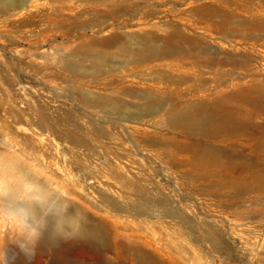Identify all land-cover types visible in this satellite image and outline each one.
<instances>
[{
	"label": "bare ground",
	"instance_id": "6f19581e",
	"mask_svg": "<svg viewBox=\"0 0 264 264\" xmlns=\"http://www.w3.org/2000/svg\"><path fill=\"white\" fill-rule=\"evenodd\" d=\"M149 2L0 0L3 24L17 17L20 24L51 25L67 35L66 25L86 23L96 34L80 35L72 49L71 45L66 47L71 53L60 59L64 74L60 75L68 83L69 97L82 110L100 116L101 121L89 120L91 128L84 129L79 122L83 116L72 111L53 117L43 107L41 114L43 125L63 143L94 159L105 158L93 170L79 168L83 174H77L76 179L70 180L68 175L64 178L70 186L68 192L80 199L77 205L90 223L89 237L84 239L53 242L45 233L37 247L53 249L59 258L81 263L89 258L107 261L108 253L113 252L132 264H158L164 261L162 248L142 236L135 240L124 235L119 231L124 224L119 220L109 223L107 218H122L126 213L188 223L172 191L156 182L155 174L140 172L144 168L138 173L132 171L136 161L117 151L112 134L104 126L107 122L137 134L140 143L155 150L156 159L167 163L181 178L203 183L213 194L233 199L238 193L264 191V128L248 123L250 118L264 117V0H225L223 7L198 5L191 0L189 4L195 8L190 13L200 19L182 25L153 21L158 12L146 9ZM67 11L76 13L70 17ZM12 16L15 19H10ZM120 19L122 32L109 27L110 20ZM14 115L19 122L24 113ZM130 123L156 130L152 132L147 126L141 131V127ZM238 134L246 135L256 153L254 159L216 146L229 139L238 141ZM35 141L32 145L45 154L46 146ZM54 153L50 151L52 157ZM45 175L51 179L52 174ZM89 180L94 185H89ZM85 186L95 190L98 201L89 198ZM228 203L235 205L233 201ZM93 209L106 210L104 219L93 218ZM207 240L215 247L221 244L214 230ZM5 244L6 235L0 238V250ZM147 248L154 249V253Z\"/></svg>",
	"mask_w": 264,
	"mask_h": 264
},
{
	"label": "rangeland",
	"instance_id": "374dc122",
	"mask_svg": "<svg viewBox=\"0 0 264 264\" xmlns=\"http://www.w3.org/2000/svg\"><path fill=\"white\" fill-rule=\"evenodd\" d=\"M189 1L191 0H150L146 9L158 12L153 21L181 23L180 25L188 24L190 19L198 22L200 17L197 15L193 17L190 13L191 9L195 7L194 4H189ZM224 1L196 0L195 4L213 7H218L221 4L223 7L225 6ZM74 11H67V14L73 17L76 13ZM14 17L12 16L10 19L16 18L15 20L4 24L2 22L3 17H0V139H8L11 145L10 150H13L14 155L23 156L27 154L33 157L38 162L41 172L44 175L45 172L52 174L50 180H56L54 182L60 186L64 194L67 193L66 196L69 195L68 197L72 201L79 204L81 203L80 199L68 192L70 186L66 184L64 178L68 175L70 180L76 179L77 174H83L79 168L93 170L95 166L102 165L105 158L94 159L85 151L74 148L70 143H63L53 133V130L43 125L41 114L43 107H46L53 117H60L66 111H72L77 116H83L79 122L84 129L91 128L89 120L101 121L100 116L96 114L94 116L91 111L82 110L77 102L69 97L68 83L61 78L64 74L60 64V59L69 55L71 49L78 43L80 35L92 37L96 34L92 31V25L86 23L81 26L74 23L66 25L64 30L67 31V35H63L54 26L23 25L20 24V18ZM110 23L112 24L109 25L110 28L114 27L119 32L123 31L120 28L123 25V19L119 21L110 20ZM70 26L74 27L70 28ZM128 28H132V26ZM70 36L74 37L71 38ZM69 45H71V49L66 48ZM244 45L247 46L243 44V47H245ZM62 53H65L64 56ZM51 78L52 80H50ZM126 100L132 101L128 97ZM12 109L15 110V113H24L21 121L18 122ZM249 122L254 126L264 128V117L250 118ZM128 125L139 126L141 131L151 127L142 125L145 127L142 128L138 123ZM104 126L112 134L114 138L112 141H114L117 151L127 153L130 159L136 161L132 171L138 173L139 169L144 168L146 170L140 172L155 174V181L168 191H172L175 203L181 207L184 215L188 218V223H180L178 219H147L144 216H132L123 213L122 218H107L109 223H111L110 220H119L120 223L124 224L123 228L119 229L124 235H131L132 239L135 240L142 236L144 239L152 240L159 248H162L164 261L162 260L163 262L158 264H171V262L172 264H195V262L197 264H264V191L238 193L233 199L219 196L216 193L213 194L203 183L190 182L181 178L167 163L156 159L155 150L140 143L137 134L125 132L122 127L114 122L104 123ZM152 128L149 130L154 132L156 129ZM130 129L132 130V128ZM163 133L165 132L163 131ZM32 141L39 142L42 147L46 146L44 147L45 154L40 153L32 145ZM220 144L218 143L216 146L225 152H232L237 156L243 155L251 159L256 157V153L248 144L246 135L238 134V141L233 139L230 141L229 139ZM127 150L129 151L127 152ZM50 151L55 152L53 157ZM124 161L127 162V159ZM88 182H90L89 185H94V181L89 180ZM84 188L90 199L99 200L98 194L93 188L87 186ZM230 201H233L235 205L231 206L228 203ZM98 212L101 215L99 217ZM106 212V210L98 211L97 209L90 211L93 218L97 220L104 219L103 215ZM146 229L149 231L146 232ZM211 230L219 233L221 243L219 247H215L207 240ZM150 231H152L151 234ZM160 235L164 238L162 237V239ZM154 240L161 241L163 244L159 245ZM147 251L154 253V249L151 248H147ZM4 252H6V264L81 263L74 259L59 258L56 252L50 248L40 249L36 247L34 255L26 254L17 245L12 244L10 235H6V244L0 250V259L3 258ZM107 258V261L89 258L88 261L81 264H132L122 257H117L113 252H109Z\"/></svg>",
	"mask_w": 264,
	"mask_h": 264
},
{
	"label": "clouds",
	"instance_id": "9594fccd",
	"mask_svg": "<svg viewBox=\"0 0 264 264\" xmlns=\"http://www.w3.org/2000/svg\"><path fill=\"white\" fill-rule=\"evenodd\" d=\"M10 149L8 139H0V238L10 235L12 244L29 255L45 233L53 242L88 238L90 222L83 209L41 172L33 157ZM0 264H6V252Z\"/></svg>",
	"mask_w": 264,
	"mask_h": 264
}]
</instances>
